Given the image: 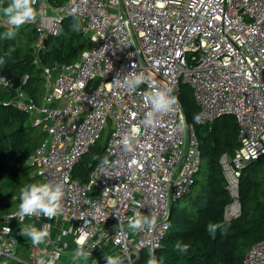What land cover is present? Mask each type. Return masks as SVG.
<instances>
[{
	"label": "built area",
	"instance_id": "built-area-1",
	"mask_svg": "<svg viewBox=\"0 0 264 264\" xmlns=\"http://www.w3.org/2000/svg\"><path fill=\"white\" fill-rule=\"evenodd\" d=\"M34 7L36 19L19 29L34 28L35 54L48 36L60 35L74 7L90 46L71 64L43 67L38 103L22 90L27 75L17 89L0 78V87L16 91L3 104L27 114L31 126L45 134L25 164L42 183H63V212L53 219L72 223L75 231L70 249L50 238L29 245L26 264H36L42 254L45 259L59 254L56 264H105L107 255L136 264L143 253L155 256L169 231L171 204L195 183L202 153L178 98L174 111L145 129L140 121L150 110L149 83L132 91L118 88L112 85L118 73L121 79L142 73L157 87L172 88L176 97L188 85L199 108L196 124L235 118L239 146L219 162L231 198L224 218H237L241 171L264 157V0H67L59 7L37 0ZM0 28L9 29L5 16ZM134 126L141 133L134 151L126 152L119 140ZM107 129L103 159L85 180L74 179L75 166ZM17 211L0 217V260L20 259L11 225L32 217L10 219ZM137 212L155 215L151 231L128 228ZM81 237L88 256L74 262ZM68 253L72 257L62 259ZM243 264H264V239L249 247Z\"/></svg>",
	"mask_w": 264,
	"mask_h": 264
},
{
	"label": "trees",
	"instance_id": "trees-1",
	"mask_svg": "<svg viewBox=\"0 0 264 264\" xmlns=\"http://www.w3.org/2000/svg\"><path fill=\"white\" fill-rule=\"evenodd\" d=\"M66 1L48 0L54 7L62 6ZM77 23L79 29L73 30L72 26ZM83 27L84 22L79 18L65 17L60 35L48 36L44 49L37 54L34 51L37 33L33 27L16 30L12 39H4L7 29L0 28V69H9L20 79L27 75L22 90L33 101L40 102L43 67L71 64L89 48L90 40L83 33ZM180 92L205 160L206 179L198 180V173L190 192L180 199L181 207L172 203L169 231L155 257L158 264H243L249 247L264 239V157L242 169L239 183L241 213L237 218L226 220L224 211L231 198L219 160L224 154L231 155L239 146L236 120L224 116L211 124H196L199 108L192 90L183 84ZM15 93L13 88L0 87V217L18 210L22 188L42 183L25 162L45 139V134L31 126L27 114L13 105L3 104L13 99ZM105 140L104 134L80 159L73 170L74 179L83 181L90 169L103 159ZM209 224H221L223 228L212 234L208 231ZM177 243L188 245V251L177 250ZM28 250V244L19 243L20 259H1L0 264H26ZM148 259L149 256L143 253L136 264H147Z\"/></svg>",
	"mask_w": 264,
	"mask_h": 264
},
{
	"label": "clouds",
	"instance_id": "clouds-1",
	"mask_svg": "<svg viewBox=\"0 0 264 264\" xmlns=\"http://www.w3.org/2000/svg\"><path fill=\"white\" fill-rule=\"evenodd\" d=\"M37 4V0H10L6 7L0 9L7 18V24L9 29L3 34L4 39H12L21 26L30 23L36 19L37 9L34 7ZM80 12L79 8H72V15L76 16ZM73 30L79 29V24H74ZM135 64L132 65L134 69ZM142 83H149L150 92L146 93V102L150 105V110L145 113L144 118L140 121V125L143 128H155L159 123V117L163 114L170 113L175 110L177 105V97L172 95V88H159L155 85V82H149L148 79L142 74L135 72H129L123 79L118 73L112 82L115 87L126 88L132 91L139 87ZM135 117V113H132ZM199 118L197 117V120ZM141 133L140 126H134L130 132L125 133L119 140V144L126 152H132L135 148V143ZM64 186L63 183L47 182V183H33L25 186L20 192V203L18 205V211L12 218H18L19 222H23L26 217H36L39 219L41 216L51 220L63 212L62 200L64 198ZM156 224L155 215L142 216L139 212L135 216L128 219V228L133 232L143 230L145 227L151 231ZM223 228L221 224H209L208 231L215 234L217 229ZM50 224H44L41 228H37L32 224L25 225L21 228L20 234L31 240L33 246H39L45 244L50 237ZM5 231L10 232L11 229L7 228ZM66 234V233H65ZM77 248L73 253V261H78L81 258H87L88 253L83 248V237L76 241ZM176 249L180 252H187L188 245L176 244ZM59 259V254L55 256L44 258L42 254L37 259L36 264H56ZM105 264H122L119 256L107 255L104 257ZM147 264H158V261L154 255H150Z\"/></svg>",
	"mask_w": 264,
	"mask_h": 264
},
{
	"label": "crops",
	"instance_id": "crops-1",
	"mask_svg": "<svg viewBox=\"0 0 264 264\" xmlns=\"http://www.w3.org/2000/svg\"><path fill=\"white\" fill-rule=\"evenodd\" d=\"M10 0H5L0 2V9L3 7H6ZM4 16L2 13H0V17ZM177 202V201H176ZM174 203V202H173ZM172 206V204H171ZM32 224L36 226L37 228H41L44 224H50V239L60 248H73V242H74V236L75 231L72 223L67 222L63 219H51L48 220L47 218L41 216L39 219L36 217L29 218L28 222H25L23 224L20 223H12V234L13 237L17 240V242L22 244H28L31 245L32 242L29 238L24 237L20 234L21 228H23L25 225ZM66 233V234H65ZM101 252V251H100ZM72 257V254L68 253L65 255V257H62V259H70Z\"/></svg>",
	"mask_w": 264,
	"mask_h": 264
},
{
	"label": "water",
	"instance_id": "water-1",
	"mask_svg": "<svg viewBox=\"0 0 264 264\" xmlns=\"http://www.w3.org/2000/svg\"><path fill=\"white\" fill-rule=\"evenodd\" d=\"M0 78L1 79H5V80H9L12 84H13V88L14 89H17L20 85V78L19 77H15L13 76L9 69L7 68H2L0 69ZM177 98H178V101L182 107V110H183V113H184V117H185V122H186V126H187V130L189 131L190 127H191V120H190V117H189V113H188V110H187V106L181 96V94H178L177 95ZM92 166V164L90 165V167ZM86 176L84 177L83 180H85ZM172 213V206L169 208V216L170 214Z\"/></svg>",
	"mask_w": 264,
	"mask_h": 264
},
{
	"label": "rangeland",
	"instance_id": "rangeland-1",
	"mask_svg": "<svg viewBox=\"0 0 264 264\" xmlns=\"http://www.w3.org/2000/svg\"><path fill=\"white\" fill-rule=\"evenodd\" d=\"M108 131H109V129H107V130L105 131L104 134H105V135L108 134ZM104 134H103V135H104ZM205 168H206V166H205V160L202 158V163H201V167H200V172H199V174H198V176H197V179L200 180V181H203L204 179H206V176H205ZM181 205H182L181 200H178V201L176 202V207H177V208H180ZM99 254H102V251L99 252ZM4 261H5V260H4Z\"/></svg>",
	"mask_w": 264,
	"mask_h": 264
}]
</instances>
